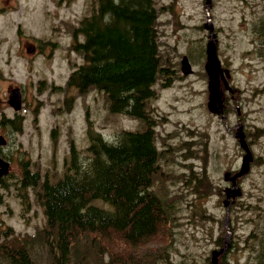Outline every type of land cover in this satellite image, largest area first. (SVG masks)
Returning <instances> with one entry per match:
<instances>
[{
    "label": "rangeland",
    "instance_id": "rangeland-1",
    "mask_svg": "<svg viewBox=\"0 0 264 264\" xmlns=\"http://www.w3.org/2000/svg\"><path fill=\"white\" fill-rule=\"evenodd\" d=\"M96 7L97 0H0V136L5 139L0 167L8 164V173L0 178V264H7L6 255L30 248L38 255L36 262L49 259L48 246L37 241L46 223L36 197L39 187L22 186V178L36 173L39 186L45 179L58 181L67 168L70 141L86 164L90 123L107 141L141 128L137 120L110 112L102 92L79 97L66 88L73 67L82 63L70 48L72 31ZM154 7L161 66L170 82L163 88L159 77L156 95L147 105L160 155L151 196L166 202L169 215L161 219L160 229L150 231L156 236L139 242L141 257L152 264H211L212 252L224 247L218 242L225 243L229 230L228 262L219 256L218 263L261 264L264 0H154ZM206 24L212 25L214 39ZM211 40L229 73L230 93L222 90L223 120L207 109L204 65ZM183 58L190 74L184 72ZM14 88L20 93L16 105L9 103ZM239 125L252 161L248 173L236 181L241 196L230 206L225 227L223 201L231 184L224 175L237 173L245 155L234 137ZM238 135L242 140V133ZM92 204L111 211L105 202ZM126 242L95 240L97 251L88 255L87 264H124L130 258L141 264L139 252ZM105 246L111 255H104Z\"/></svg>",
    "mask_w": 264,
    "mask_h": 264
},
{
    "label": "trees",
    "instance_id": "trees-1",
    "mask_svg": "<svg viewBox=\"0 0 264 264\" xmlns=\"http://www.w3.org/2000/svg\"><path fill=\"white\" fill-rule=\"evenodd\" d=\"M71 36L70 48L82 63L73 67L67 88L80 94L102 92L110 112L137 120L141 128L122 131L107 141L89 124L86 164L70 142L68 166L58 181L45 179L39 186L36 173L21 179L24 187H39L36 197L46 223L37 241L49 248L45 264H87L88 255L97 251L95 240L123 239L139 252L141 264H152L141 257L139 242L156 236L150 231L160 229L161 219L169 215L166 202L151 196L150 190L160 155L147 105L156 95L153 87L159 77L167 78L161 66L154 0H97V7ZM96 200L110 205L111 211L94 206ZM259 244L257 258L264 264V231ZM111 253L105 246L104 255ZM37 256L30 248L4 258L7 264H41ZM227 258L226 254L221 260ZM136 261L130 258L124 264Z\"/></svg>",
    "mask_w": 264,
    "mask_h": 264
},
{
    "label": "water",
    "instance_id": "water-1",
    "mask_svg": "<svg viewBox=\"0 0 264 264\" xmlns=\"http://www.w3.org/2000/svg\"><path fill=\"white\" fill-rule=\"evenodd\" d=\"M206 26H207V24H206ZM206 26H205V28L207 29ZM208 28H209V32H210V37L211 38H214V35H213V32H212V27L211 26H208ZM207 54H209V62L207 64V68H208L209 63H211L212 73L214 74L213 83L211 84V89H212V92H213V97L215 99V101L211 102V106L210 107H211V109L213 111V112H211L208 109V103H209V92H208L207 109L212 114L222 115V118H224V115H223V97H222V92L220 91V85H221L220 77H221V79L223 81L222 83L224 85V88L225 89H229L228 88V84H227L226 79H225V74L227 76H229V74H228V71L227 70L223 71V69L221 68V63H220V61L218 60V58L216 56V48H215V45H214V41H212V40L207 45ZM211 57H213L214 60H210ZM206 62H207V58H206ZM182 65H183V69H184L185 74H190L191 73V67L189 65V62L186 59H184L183 62H182ZM204 70H205V65H204ZM205 72H206V70H205ZM207 89H208V86H207ZM19 97L20 96H19L18 90L12 91L11 94H10V96H9V103L10 104H14V105L18 104L19 103ZM239 127H240V131L239 132L242 133L243 139L242 140L240 139V137L238 135L239 132L237 133V135H238V137H239V139L241 141V145H242V147L240 146V148L243 151H245V155H244L245 156L244 165H245L246 157L248 155L250 157H249V159L247 160V163H246L247 170L243 174H240L242 172V170H243L242 169L241 171L239 170L237 173L233 174L232 176H230L229 173H227V174L224 175V181L231 183V187L230 188H227L228 189L227 197L223 201L224 202V208L226 209V217H225V222H224L225 227L227 226V219H228V213H229V205L228 204H230V201H231V203H233L235 201V199L241 195L240 189L236 186V181L239 178L243 177L244 175H246L248 173V171H249V163L252 161L251 153L249 151V148H248V146L246 144V141H245L244 134L242 132L243 127H242V125H239ZM4 143H5V141L3 140L2 137H0V144L3 145ZM238 143H239V140H238ZM239 145H240V143H239ZM2 166H3V168L5 167V169L3 171H1V167H0V178L3 175H6L8 173V164L4 163V165H2ZM243 168H244V166H243ZM232 184H233V186H232ZM235 188L238 189L236 191V194L234 196H230V193ZM228 233H227V238L225 239V245H224V247L222 249H220L219 251H213L212 252L211 260H212L213 264H219L218 263V257L219 256L221 257L227 251V248H228V238H229Z\"/></svg>",
    "mask_w": 264,
    "mask_h": 264
},
{
    "label": "bare ground",
    "instance_id": "bare-ground-1",
    "mask_svg": "<svg viewBox=\"0 0 264 264\" xmlns=\"http://www.w3.org/2000/svg\"><path fill=\"white\" fill-rule=\"evenodd\" d=\"M207 27V29H209L208 28V26H206ZM209 43H210V41H209ZM208 43V44H209ZM207 62H206V64H205V70H206V74H207V76H208V92H209V103H208V109L211 111V112H213L212 111V109H211V102H213V101H215V99H214V97H213V92H212V89H211V84L213 83V78H214V74L212 73V69H211V63H209V65H208V68H207V64H208V62H209V54H207ZM213 87V86H212ZM240 131V127L238 126L237 127V131H236V133H235V137L239 140V143H240V146L242 147V145H241V141H240V139H239V137H238V135H237V133ZM247 154V153H246ZM244 159H245V156L243 157V159H242V165H241V169H240V171L243 169V166H244ZM232 186H233V184H232ZM227 194H228V189L225 191V197H227ZM223 205H224V202H223ZM224 245H225V243H224ZM211 264H213V262H212V260H211Z\"/></svg>",
    "mask_w": 264,
    "mask_h": 264
},
{
    "label": "flooded vegetation",
    "instance_id": "flooded-vegetation-1",
    "mask_svg": "<svg viewBox=\"0 0 264 264\" xmlns=\"http://www.w3.org/2000/svg\"><path fill=\"white\" fill-rule=\"evenodd\" d=\"M208 30H209V29H208ZM79 41H80V39H79ZM80 42H81V41H80ZM71 44H72V41H71L70 45H71ZM33 53H34V51L32 50L31 54H33ZM163 82H164V84H166V86H167V85H169V82H170V81H169V80L166 81V80H164V78H163Z\"/></svg>",
    "mask_w": 264,
    "mask_h": 264
}]
</instances>
